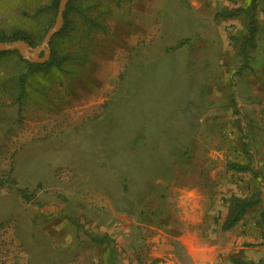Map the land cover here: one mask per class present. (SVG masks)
Instances as JSON below:
<instances>
[{
  "label": "rangeland",
  "instance_id": "rangeland-1",
  "mask_svg": "<svg viewBox=\"0 0 264 264\" xmlns=\"http://www.w3.org/2000/svg\"><path fill=\"white\" fill-rule=\"evenodd\" d=\"M75 3L49 64L0 51V264H264V0L243 51L218 14L250 0ZM48 4L0 0V35L38 46Z\"/></svg>",
  "mask_w": 264,
  "mask_h": 264
},
{
  "label": "trees",
  "instance_id": "trees-1",
  "mask_svg": "<svg viewBox=\"0 0 264 264\" xmlns=\"http://www.w3.org/2000/svg\"><path fill=\"white\" fill-rule=\"evenodd\" d=\"M58 2L59 0H49V4H48V10L49 11H53L56 12L57 11V6H58ZM256 6V0H250V3L247 7H238V8H234V9H226L224 11H221L218 16H222V17H233L236 16L240 13H244L246 16V33L243 34L240 38H239V42H240V50H245L247 47H251L254 48L255 46V39H256V35H257V23H256V18H255V9ZM84 9L79 7V3H75V0H69L66 8L64 10V24L62 25L59 33H63L66 32V30L68 29L67 26L68 24L71 23V19H69V14H73V13H84ZM90 21L88 22V24L92 23L93 21H91L92 19H89ZM92 24L90 25V28L92 26ZM16 39H23L25 40L27 43H29L30 45H33V41L30 39L29 35L20 31H15L12 32L10 37H4L3 35H0V41H12V40H16ZM2 53V52H0ZM16 53V52H15ZM3 54V53H2ZM55 53L52 51L51 55L49 57V59L45 62V64H35V63H31L28 61H25L23 59L22 62L25 64L27 70L31 69L33 66L37 65V66H43L46 64H49L51 61L54 60L55 58ZM17 56L20 58V56L17 54ZM68 56H64L63 58H67ZM58 62V61H57ZM26 73H23L20 75L19 79L23 84V80L25 77ZM231 168L237 172H242L247 170L248 166L245 164H240V163H231ZM258 202V198H255L253 196H250L248 198H238V197H231L230 198V204L228 206V211L225 215L224 218V222L222 224V228L223 229H227L230 228L231 226L234 225V223L239 219L240 216H242V214L248 209L251 208L254 204H256ZM260 222L263 224L264 226V212H262L260 214ZM234 262L236 264H254L253 262L250 261H245L242 259H234Z\"/></svg>",
  "mask_w": 264,
  "mask_h": 264
},
{
  "label": "water",
  "instance_id": "water-1",
  "mask_svg": "<svg viewBox=\"0 0 264 264\" xmlns=\"http://www.w3.org/2000/svg\"><path fill=\"white\" fill-rule=\"evenodd\" d=\"M69 0H59L57 11L52 26L45 32L41 43L31 47L23 39L10 42L0 41V51L15 50L21 58L31 63H45L50 57L49 42L63 25V12ZM42 53V54H41Z\"/></svg>",
  "mask_w": 264,
  "mask_h": 264
},
{
  "label": "crops",
  "instance_id": "crops-1",
  "mask_svg": "<svg viewBox=\"0 0 264 264\" xmlns=\"http://www.w3.org/2000/svg\"><path fill=\"white\" fill-rule=\"evenodd\" d=\"M40 64V63H39ZM263 95L260 96V100L263 101ZM182 228L181 230H186V228L188 227V222L183 221L182 222ZM178 233H180V231L178 230ZM183 237V236H182ZM186 246V245H185ZM198 249V247H197ZM172 255H174V257L176 258V260L181 261V259H184L187 262H190L191 264H205V255H199L197 254V251L193 248L190 249L187 246L186 247H182L180 248L179 251H173ZM210 258V256H209Z\"/></svg>",
  "mask_w": 264,
  "mask_h": 264
}]
</instances>
